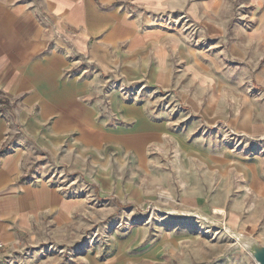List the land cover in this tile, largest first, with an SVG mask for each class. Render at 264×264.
Here are the masks:
<instances>
[{"label":"crops","instance_id":"1","mask_svg":"<svg viewBox=\"0 0 264 264\" xmlns=\"http://www.w3.org/2000/svg\"><path fill=\"white\" fill-rule=\"evenodd\" d=\"M1 98L0 264H200L109 227L152 178L236 224L231 170L194 135L264 138V0H0ZM244 169L259 213L264 163Z\"/></svg>","mask_w":264,"mask_h":264},{"label":"rangeland","instance_id":"2","mask_svg":"<svg viewBox=\"0 0 264 264\" xmlns=\"http://www.w3.org/2000/svg\"><path fill=\"white\" fill-rule=\"evenodd\" d=\"M205 133L196 132L195 140H202L203 137L215 140L212 150L218 151L217 155L225 158L227 169L231 170L226 179L227 189L230 191L226 204L228 211L236 212V224L230 226L227 211L223 210L224 214L219 216L217 210L210 213L201 209L192 210L180 205L182 201L178 193H154L151 189L152 178L143 181L150 191L146 195V202L123 204L125 215L116 217L109 227V233L126 235L139 229L145 232L148 242L162 235H169L181 241L177 244L178 250L185 251L191 246L196 253L199 252V256L204 257L200 260L197 257L196 262L200 264H256L246 247L245 239L253 238L264 246V208L259 213L252 209V194L240 175L242 172L245 175L247 171L244 168L255 161L264 163V138L251 139L228 128L219 132L214 127L209 134ZM153 166L154 163L151 164V171ZM164 166H167V162ZM241 169L244 170L240 171ZM174 182L179 188V181L175 179ZM260 214L262 216L259 219Z\"/></svg>","mask_w":264,"mask_h":264},{"label":"water","instance_id":"3","mask_svg":"<svg viewBox=\"0 0 264 264\" xmlns=\"http://www.w3.org/2000/svg\"><path fill=\"white\" fill-rule=\"evenodd\" d=\"M245 244L256 264H264V246L253 238H246Z\"/></svg>","mask_w":264,"mask_h":264},{"label":"built area","instance_id":"4","mask_svg":"<svg viewBox=\"0 0 264 264\" xmlns=\"http://www.w3.org/2000/svg\"><path fill=\"white\" fill-rule=\"evenodd\" d=\"M1 103L3 104V106H6V105H8L9 103L7 102V100L6 99H4V98H1ZM4 250V245H3V243H2V241L0 240V252H2ZM7 264V263H6ZM10 264V263H9ZM13 264H16V262H14Z\"/></svg>","mask_w":264,"mask_h":264},{"label":"bare ground","instance_id":"5","mask_svg":"<svg viewBox=\"0 0 264 264\" xmlns=\"http://www.w3.org/2000/svg\"><path fill=\"white\" fill-rule=\"evenodd\" d=\"M216 213L219 214V215H223L224 214V211L223 210H218V211H216Z\"/></svg>","mask_w":264,"mask_h":264}]
</instances>
